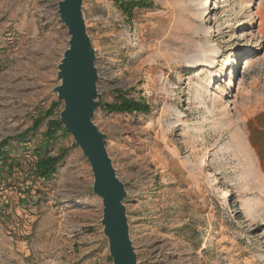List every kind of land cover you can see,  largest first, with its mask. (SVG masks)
I'll return each mask as SVG.
<instances>
[{"label":"rangeland","instance_id":"rangeland-1","mask_svg":"<svg viewBox=\"0 0 264 264\" xmlns=\"http://www.w3.org/2000/svg\"><path fill=\"white\" fill-rule=\"evenodd\" d=\"M60 0H0V142L58 101ZM121 2L135 4L125 12ZM102 104L94 121L128 195L139 264H264V0H84ZM52 115L0 161V264H113L91 166ZM67 152L54 175L36 150Z\"/></svg>","mask_w":264,"mask_h":264},{"label":"water","instance_id":"water-1","mask_svg":"<svg viewBox=\"0 0 264 264\" xmlns=\"http://www.w3.org/2000/svg\"><path fill=\"white\" fill-rule=\"evenodd\" d=\"M84 0H60L58 14L69 33L68 47L58 63L54 88L64 107L60 120L87 158L93 174V192L102 200L104 235L113 264H139L130 235L125 183L120 179L106 145V135L94 121L99 106L97 54L88 33Z\"/></svg>","mask_w":264,"mask_h":264},{"label":"trees","instance_id":"trees-1","mask_svg":"<svg viewBox=\"0 0 264 264\" xmlns=\"http://www.w3.org/2000/svg\"><path fill=\"white\" fill-rule=\"evenodd\" d=\"M121 7L125 12H130L132 10V7L135 5L130 2H121ZM59 105V102H54L50 108L47 110V112L37 117L34 120V123L32 127L26 129L23 133L19 134L16 137H8L0 142V161H3L4 163H7L9 160H13L10 156V142L14 138H18L20 140H23L24 142L27 141V138L30 137V134L37 131L41 124L44 122L46 118H48L56 107ZM98 107H102L104 110L116 112V113H134V112H148L150 110V106L144 102V101H137L132 100L129 98H126L124 96L119 97V100L114 104H102L99 103ZM64 129L63 125L61 123L60 118L59 119H50L47 123V129L43 133L45 136V139L47 140V146L46 148H49L50 141L53 140L58 133L59 130ZM37 155V161L34 165V173L36 176L44 178L45 180L50 179L54 173L57 170V166L59 162L62 161V159L66 156L67 152H63L57 156H53L49 153L47 149H41L39 148L36 150Z\"/></svg>","mask_w":264,"mask_h":264}]
</instances>
